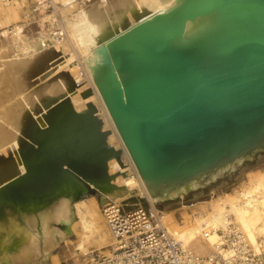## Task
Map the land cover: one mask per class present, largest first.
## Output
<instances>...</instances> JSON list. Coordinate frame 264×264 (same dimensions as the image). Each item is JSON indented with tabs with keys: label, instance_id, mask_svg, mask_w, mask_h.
I'll list each match as a JSON object with an SVG mask.
<instances>
[{
	"label": "water",
	"instance_id": "obj_1",
	"mask_svg": "<svg viewBox=\"0 0 264 264\" xmlns=\"http://www.w3.org/2000/svg\"><path fill=\"white\" fill-rule=\"evenodd\" d=\"M208 14L213 24L183 39L186 22ZM97 53L93 81L150 188L206 177L224 162L264 149V0H181ZM50 111L22 160L24 173L0 186V201L13 203L20 223L26 201L76 185L87 192L88 183L106 186V162L120 161L91 104L74 112L64 102ZM137 201L144 205L129 200ZM19 240L15 235L0 247V264H10L2 255Z\"/></svg>",
	"mask_w": 264,
	"mask_h": 264
},
{
	"label": "bare ground",
	"instance_id": "obj_2",
	"mask_svg": "<svg viewBox=\"0 0 264 264\" xmlns=\"http://www.w3.org/2000/svg\"><path fill=\"white\" fill-rule=\"evenodd\" d=\"M12 1L14 10L6 8L8 15L13 13L9 16L12 27L0 31V186L24 173L25 154L35 147L37 133L46 128L50 110L64 102L74 112L84 110L87 104L93 106L102 131H108L106 144L120 151V161L112 157L106 162L111 176L106 186L88 183L91 191L87 192L76 185L41 201H26L21 208L22 223L16 218L13 203L0 201V247H8L15 235L21 242L16 250L2 255L5 261L43 263L59 241L67 259L77 264H94L93 252L112 258L109 247H113L114 237L94 195L114 206L131 204L132 197L144 198L156 211L153 203L183 199L184 193L202 187L207 178L216 179L235 170L254 154L252 149L224 162L206 177L150 188L139 175L100 96L93 81V69L100 61L99 46L155 14L172 10L181 0H51L52 12H46V3L37 0L41 2L40 16L33 36H27L25 25L19 23L18 0H0V4L8 6ZM214 19L208 14L188 20L183 39L205 32ZM85 91L90 93L82 97ZM81 191L87 195L73 200ZM186 209L190 212L186 221L176 223L171 212ZM158 213L170 238L189 253L208 252L230 259L234 250L225 246L222 237L228 230L241 233L257 252L264 248V171H252L230 192L191 205L179 203Z\"/></svg>",
	"mask_w": 264,
	"mask_h": 264
},
{
	"label": "built area",
	"instance_id": "obj_3",
	"mask_svg": "<svg viewBox=\"0 0 264 264\" xmlns=\"http://www.w3.org/2000/svg\"><path fill=\"white\" fill-rule=\"evenodd\" d=\"M41 2L46 3V12H52L51 0ZM40 3L33 1V13H40ZM142 199L145 206L138 201L123 202L119 206L106 201L101 205L114 237L113 247H109L113 256L106 258L95 254L94 264H264V248L255 252L241 233L234 230L222 233L225 246L234 250L230 259L223 260L208 252L189 253L170 238L161 223L159 209L151 210L150 203Z\"/></svg>",
	"mask_w": 264,
	"mask_h": 264
},
{
	"label": "rangeland",
	"instance_id": "obj_4",
	"mask_svg": "<svg viewBox=\"0 0 264 264\" xmlns=\"http://www.w3.org/2000/svg\"><path fill=\"white\" fill-rule=\"evenodd\" d=\"M20 2V7L18 11L19 16V23L25 25L24 33L27 36H33L37 30V20L39 16L37 13L32 12L33 1L32 0H18ZM13 1L9 2L8 6H2L0 4V31L2 29L10 30L12 27L11 19L9 18L12 15V11H10L9 15L7 14L6 8H11L14 10ZM17 9V8H16ZM2 38L0 37V40ZM262 169L264 171V149L259 150L258 152L254 153L250 159H246L243 161L241 166L236 168L233 171H227L222 175L218 176L216 179H209L205 180V186L198 187L195 190H190L187 193L183 194L182 198H174V199H166L163 201H157L155 207L161 211H170L176 208L179 203L184 204H192L198 201L206 200L209 196H217L222 192H230L231 189L237 185V183L241 179H245L248 174L252 171ZM209 179V180H208ZM87 195L86 192L81 191V193L76 198L81 197V195ZM95 198L98 200L99 206L103 205L107 200L101 199L98 195H94ZM180 200V202H179ZM178 204V205H177ZM72 214V212H70ZM190 212L188 209L186 210H175L171 212V216L175 220L176 223H184L189 216ZM71 238H73L72 233L70 234ZM17 249V248H16ZM95 252L91 255L94 256ZM42 261V258L39 260ZM80 262V261H79ZM38 263V262H37ZM36 263V264H37ZM38 264H77L75 260H68L65 254V248H63L61 241L58 242V245L52 249V252L47 261L43 260V263Z\"/></svg>",
	"mask_w": 264,
	"mask_h": 264
}]
</instances>
